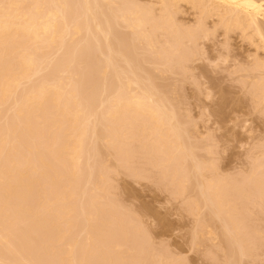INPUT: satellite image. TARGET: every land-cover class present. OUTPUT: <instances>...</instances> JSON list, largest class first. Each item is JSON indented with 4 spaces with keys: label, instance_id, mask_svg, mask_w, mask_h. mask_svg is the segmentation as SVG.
<instances>
[{
    "label": "bare ground",
    "instance_id": "obj_1",
    "mask_svg": "<svg viewBox=\"0 0 264 264\" xmlns=\"http://www.w3.org/2000/svg\"><path fill=\"white\" fill-rule=\"evenodd\" d=\"M183 3H184V5L187 4L190 6L189 10L193 9L192 13H194V15L197 14L196 15L197 18L195 20L196 22L194 23L193 21H191V23L192 22L194 23L193 25L192 24L190 25V23H188V24L184 23L186 21L181 22L182 18H178L180 13L186 11V9L189 8V6H188V8H187V6H184L186 8H185V10H183L182 9V8H184ZM194 10H195V12H194ZM182 15H181V17H182ZM117 27L125 28V29H128L130 31H129V33L125 32L124 33L125 36L123 35V31H121L122 34L120 35V34H118V30H116ZM218 31H222L221 34L224 35V37H225V41H226L225 46L227 49V52H226L227 54H223V55L221 54L220 57H216L219 61L220 60L221 61H227L230 56H231V58L235 57L234 59L236 61L237 60L236 58L239 57V55H238V57L236 55L234 57H232L231 54H235V53H234V50L231 48L232 46L228 45V43H229L228 41L229 40L231 41L234 38V36L235 37L237 36L238 39L240 38V39H242L243 42H246L247 45H245L244 49L246 47H247V49H246V51H243L244 54L246 52V57H245V55H243L245 57V59H243V60H245V61H242L243 63L241 62L242 64L240 67L237 65L235 66L234 64H232V65L235 67V69H236V67H238L239 68V69L237 68L238 71L244 73L243 76H240L238 74L239 77H243V78H240V80L245 79V81L246 80H247V82L249 81V87L250 88H247L248 89L247 91H251V89H252V91L254 93H256V96L258 97L260 103L263 104L264 103V0H0V264H44V262L41 261V258H40L41 255L39 256V254H38V256H39V258H38V257H36L35 254L32 253L33 252L32 249H34L33 248L34 245L32 246L31 242L28 245V243L26 242L28 240H25L24 238H22L24 235L21 234L20 231L18 230V228L20 226L18 227L19 223H17L20 221V220L18 221V217H20V216H23L25 218V220L28 219L27 220L28 222H30L29 220H31L30 223H33L34 228L43 229L45 231L44 234H46V231H48V229L49 230L51 229L50 230L51 234L46 235L45 239L41 238L42 240L44 239L42 242H40L41 240H39V242L41 244L37 243L40 246L39 247L40 250L41 249L42 250L43 249H46V250L55 249V247L57 245H58V247H60V244L64 241V238L66 235V229H62V227H63L62 224L63 223H65V225L70 224V226H71V223H68L69 222L68 218H70L69 214H70V212H72V211H70V205H69L70 198L73 196V192L71 190L72 189L71 184L74 181L78 182V180L76 181L75 178L78 177V175H79L78 173L81 171V165L83 163H85V164L87 163V162H83L85 160L84 157L87 156V158H89L88 157L89 151L87 152V155L85 154V156H84L85 147L86 146L90 147L88 145V143L85 145V141H86L87 137L90 136L89 134H91L92 139L95 137L96 140L99 141V143H102L103 145H106L107 147H109V146L115 147L116 146V150L122 149L121 148L122 145H120V143H123L125 146V145H127V143L125 141H128V140L135 141L136 139H137V141H139V139H142V138L145 139L146 138V140H148V142H146V147H147V145H148V147L145 148V150L148 149L147 150L148 152L154 151L155 154L159 155L160 161H162V162L163 161H167V162L169 161L171 166L180 164V165H182L181 167L185 169L186 166L183 167V165L186 163L189 164L190 166L188 165L189 166L188 168L191 167L190 170H192L191 176H193V177L195 176V178L199 182H201L200 181L201 178L205 177L204 171L210 170L209 171V173H210V172H212L211 169H213V168H214L213 171L217 170V169H215L216 166L214 165L213 159L211 160V157L210 158L204 157V158L210 159V160H205L204 158L202 159L201 156L199 157V155H197L200 153L194 152V150H197V148H199V150H200L199 144H197V142H200V141L196 140L197 141L196 143L191 141V139L194 136H193V134H191V132H190L191 130H188L190 127L187 129L188 122H185V120L184 121L181 120V116H183V115H181L177 109L178 108L177 103H179L177 101L178 97L177 98L174 97V95H176V93H177V89H175L176 87H174V88L171 87V88H169L168 92H165L164 90L161 89L162 85L160 87L158 85V83H156V82H157V78L161 79L162 75H164L165 73H168V72L169 73H171V72L172 73H179L178 70H182V74H183V76H185L186 73H184V72H186L185 71L186 68H189V67H187L188 66L187 63L189 62V64H190V62H191V64H193V63L199 61L200 56L202 57L203 55H206L207 51H206L205 46L207 47V45L212 44V43H210V44H208V43L212 42V36L214 37L215 32H218ZM119 33H120V30H119ZM82 34H84L85 36H83ZM232 35H234L233 38H232ZM77 36H79L80 39H77L78 38ZM162 38H163V40H162ZM74 39L75 40L77 39V41L78 40H81V41H78L77 43H75L76 41ZM230 45H231V43H230ZM248 46H251L254 49V50H251L252 52L254 51L253 53L249 52V54H247V51L250 50V48H251V47L249 48ZM222 47H221V50H222ZM83 50H86L87 53H85ZM88 50L90 51L89 53H88ZM57 51H59V52L61 51V54H59V52H58L59 56L56 54ZM81 51H83L86 55L83 52L80 53ZM218 52L220 54V51H218ZM147 53H149L152 56L149 60L148 59H139V56H141V55L145 56V58H148V57H146V55H143V54H147ZM210 53H212V52L210 51ZM239 53H242V52L239 51ZM78 54L80 57L78 56ZM82 54H84L83 55L84 57H82ZM149 54H148V56H149ZM54 55H57V56L54 57ZM208 56H211V55L208 54ZM208 56H207V58H208ZM243 56H241V58L239 57L238 59L242 60ZM211 58H212V56H211ZM203 59L204 58H202V60ZM213 59L214 58H212L211 60H213ZM52 61H54L55 63L53 64ZM216 61H213V62H216ZM230 61L232 63H235V61H233L231 59H230ZM145 62H147V63L149 62V63L154 64L156 66L155 70H153V71L145 70V69H147V68L144 69V67H143V63L145 64ZM226 63H229V62H226ZM50 64H53V65L51 66ZM237 64H238V62H237ZM85 65L90 66L87 68H91V69H89V71L88 70L85 71L86 70ZM49 66H51V67H49ZM191 66H195V65H191ZM195 67H199V66L196 65ZM50 68H52V69H50ZM82 68L85 70H82ZM174 69H176V70L174 71ZM201 69H202V67H201ZM235 69L233 70L234 72H235ZM45 70L49 71V72H47V73H49L48 77L44 76V75H46L44 73V72H46ZM189 70L190 69H188L187 72ZM207 70H206V72L209 71V70L208 71ZM41 72H43L42 74H44L43 75L44 78L39 80L40 79L39 77H41V75L39 73H41ZM192 72L193 71L191 70V73ZM204 72L205 71L202 70L201 73H204ZM37 74H39L40 76L38 75L39 76L38 77ZM182 74L179 73V75H182ZM187 74H189V73H187ZM33 76H35V77H33ZM183 76H180V77L182 78ZM191 76H192V74H191ZM32 77L35 80H36V78H38V80H36V82H33V84L30 80ZM164 77L165 76H163V78ZM177 77H179V76H177ZM185 77H188V76H185ZM185 77H183V79H185ZM92 78H94V79H92ZM33 79H32V81H33ZM88 79H91V81L88 82L89 84L85 85V82H87ZM166 79H167V77H166ZM27 81H30V85L26 84V86H28V87L22 89V85L24 86ZM92 81H94V82H92ZM163 81H164V79H163ZM178 81H180V80L178 79ZM242 81L245 82L244 80H242ZM90 82H91V84H90ZM160 84H162V83H160ZM211 85H212V83H211ZM243 85H246V83ZM247 85H248V83H247ZM108 87H109V89H108ZM243 87L245 88V86H243ZM106 89L109 92H107ZM163 89H164V87H163ZM106 92L108 93V97L106 96L107 95ZM249 93L251 94L252 92H249ZM104 94L106 97H104ZM96 95H98V97L101 96L100 97L101 103L99 102L100 98L96 97ZM252 95L254 97V94H251V96ZM92 96H95V97H92ZM89 97L98 98L99 100L97 101V103H100V107L101 106L102 107L100 108L99 105L97 104L99 108L97 107V105H96V107H93V109H94V110L92 109L93 113H90V116L86 117L87 115L86 116L84 115V109H85L84 104L86 101L92 100V98L89 99ZM102 97L105 98V100L103 99V101H102ZM95 101H94L93 106L95 105ZM90 103L92 104V102H90ZM87 104L85 106H87ZM183 104H184V102H183ZM257 105L258 104L255 105L256 108H258ZM83 107H84V109H83ZM97 109L101 110L100 114L102 113V115L105 118V119L103 118V120L104 121L106 120V122L108 123V124H105L106 125L105 127H107L106 132L102 128L104 131L103 134H100V132L96 131L97 127L99 126L98 120H96L95 122H93V124H90V125H89V123H92V122H88V121H94L95 118H93V116L98 114L97 112H99ZM258 109H261V108H258ZM183 111H186V110H183ZM186 114H189V113H186ZM185 118H182V119H185ZM91 119H93V120H91ZM101 123H103V121ZM190 123H191V120H190ZM99 130H100V126H99ZM128 142L130 143L129 145L133 144L130 141H128ZM141 142H140V144H141ZM144 143H145V141L142 142V146H144L143 145ZM200 144H201V142H200ZM210 144L206 145V146H208V147H206L207 156L209 155L208 153H211V150L213 149V148L211 149V147H213V146H210ZM129 145L126 147H129ZM134 145H137V144H134ZM99 147L101 148V146H99ZM126 149H128V148H126ZM129 149H130V147H129ZM92 150H94V149H91V151ZM128 150H125L123 153V155L125 154V160L127 163L130 161V159L132 157V156L131 157L129 156L130 150L129 151ZM97 151L98 150H96V152ZM136 151H134V152H136ZM213 151H214V149H213ZM100 153H102V152H100ZM143 153L146 154V152H143ZM153 154H151V155L153 156ZM94 155H96V153H94ZM131 155H133V154H131ZM139 155H137V157ZM152 156H150V157H152ZM92 157H94V156H92ZM107 157H109V155H107ZM140 157L142 158V156H140ZM155 158H156V156H155ZM96 159L98 160L99 158H96ZM152 159H154V158H152ZM138 160L140 161V159H138ZM86 161H88V159H86ZM105 161H106V159H105ZM103 163H102V165H103ZM106 163H107V161H106ZM85 164H84V166H85ZM90 164H93V163L91 162V163H89V165ZM89 165H87L88 168H89ZM106 165H108V164H106ZM161 165L162 164H160L159 166H161ZM180 165L178 166L179 169H180ZM168 166H170V165H168ZM256 166H257V164H256ZM145 167H146V164H145ZM88 168L86 167V168H84V170L88 169ZM98 168H99V166H98ZM173 168H175V166ZM178 168L176 167L172 171L173 175L178 173V171H179ZM165 169H169V168L167 167ZM184 169H182V171ZM257 169H260V168H257ZM257 169H255V170H257ZM102 170H100V174H101ZM116 170H115V172H116ZM190 170H189V173L191 172ZM255 170H254V172H255ZM260 170H263V169H260ZM89 171H90V169L88 170V173H89ZM170 171L166 172V175H168L167 173H171ZM182 171H181V173H182ZM143 172H144V170H143ZM184 172H185V170L183 171V174H184ZM97 173H99V172H97ZM107 173H108V171H107ZM107 173H105L103 175L101 174V176L99 175L100 176L99 179H101L103 182L108 181L112 176L110 177V175H106ZM134 173H135V171H134ZM217 173H218V171H217ZM217 173L216 172L213 173V174H215L216 177L207 176L210 179H205V181H206L205 186L206 187H204V188H202L204 183L202 184V182H201V184H199V182H197V185H199V187L201 186L200 187L201 189L199 191H200L202 197L204 196L203 198H206V199H204L205 204H203V206L201 208H203V207L208 208V205L211 204V207L209 208V210H210L213 206H215L218 210V214H220V215L222 214L223 216L227 215L229 218V221H226V219H225L226 223L224 222L225 223L224 226L229 228L227 230V232L229 233V231H230L231 233L232 232L236 233V232H238L239 220L237 221L236 216H235V212L238 211L239 206L241 205V202L243 201V198L247 194L249 195V192L246 194L245 189H243L242 187H234L236 193L240 189H241V193H238L239 196H236L237 198H235V197L231 198L230 195H233V194H229V191H227L228 188L231 189L230 188L231 185H229L230 182L228 183V181H226L227 179L224 180V177L223 178L221 176L218 177ZM255 173H257V172H255ZM82 174H83V172L80 174L81 178H82ZM108 174H110V173H108ZM186 174L188 175V173H186ZM206 174H207V172H206ZM213 174H211V175H213ZM258 174H261V173H258ZM93 175H94V173H93ZM151 175H153V174L151 173ZM170 175H171L170 177H172V174H170ZM182 175H181V178L179 177V179H178V183H179L178 189L183 190V192H184L187 181L191 180V178H190L191 176L189 177L190 179L189 178L182 179V177H183ZM261 175L263 176V174H261ZM96 176H98V175H96ZM115 176H117V175H115ZM161 176H162V174H161ZM184 176H185V174H184ZM262 176H260V177H262ZM83 177H84V175H83ZM90 177L88 179L91 182ZM253 177H254V175H253ZM78 178H80V177H78ZM93 178H94V176H93ZM112 178H111V180H112ZM263 178H264V176H263ZM64 179H65V182H63ZM82 179H81V181H82ZM115 179L116 178H114V180ZM42 180L44 181V183L47 186H49L47 188H52L51 190L49 189V191L53 192V196L51 198L50 197L45 198L46 196L40 197V195L36 193L37 195H39V198L35 197V199L37 198L38 201L36 203L34 202L35 205H31V204L29 205V203H30V201L28 203L29 197L34 196V193L39 189V186H41V188L43 187V185H40V184H42L41 182H43ZM85 180H87V179H85ZM96 180L97 179H94V181H96ZM230 180H231V178H230ZM257 181H259V180H257ZM84 182H83V184H84ZM90 182L88 184H90ZM111 182L114 183L113 181H111ZM166 182H168V181H166ZM85 183H87V181ZM106 183L108 184V182H106ZM93 184L94 183H92V187H93ZM160 184H161V182H160ZM73 185L77 186L75 184H73ZM232 185H233V183H232ZM260 185H261V183H260ZM79 186L80 185H78V187ZM86 186H87V184H86ZM102 186H100V187H102ZM108 186H110V184ZM257 186H259V185L257 184ZM114 187H116V186L114 185ZM187 187H188V185H187ZM199 187H197L196 189H199ZM251 187H252V185H251ZM41 188H40V190H44ZM83 188H82V190L85 193L87 190L85 189L86 191H84ZM194 188H195V186H194ZM252 188L255 189V187H252ZM80 189H81V187H80ZM92 189H91V191L93 192ZM234 189L232 190V193H233ZM97 190L99 191V188H97ZM102 190H103V188H102ZM105 190H106V188H105ZM171 191H173V190L171 189ZM42 192L44 193V191H42ZM47 192H48V189H47ZM111 192H112V190H111ZM38 193H40V192H38ZM74 193L76 194L75 191H74ZM82 193H81V195L83 197L84 193L83 194ZM178 193H181V192H178ZM195 193H196V191H195ZM191 194H193V193H190V196H191ZM257 195H258L257 197H259V198L260 197L264 198L263 187L259 188V193ZM78 196L79 195H76V197H78ZM247 196L245 198H247ZM190 198H192V196L189 197V195H188V199H190ZM196 198L197 197H195V199ZM263 198H261V199H263ZM95 199H97V198H95ZM195 199H194V203H193L195 206L194 209L200 208L199 207L200 199H197V200H195ZM249 199H250V197H249ZM11 200L13 202V203H11V205L12 204L13 205L12 206L10 205L11 208H9L7 206V204ZM73 200H74V197H73ZM118 200L120 202V199H118ZM186 200H187V198H186ZM82 201H83V199H81V202ZM85 201H86V199H85ZM191 201H192V199H191ZM192 202H191V204H192ZM246 202H248V201H246ZM77 203H79V202H77ZM110 203H112V202H110ZM188 203H190V202H188ZM253 203H254V201H253ZM257 203H259V202H257ZM32 204H33V202H32ZM244 204H246V206H247V203H244ZM260 204H261V202H260ZM92 206H94V205H92ZM103 206H104V204H103ZM118 207H120V206H118ZM128 207H127V209H128ZM191 207H193V206H191ZM253 207H255V206L253 205ZM77 209H78V207H77ZM91 209H93V208H91ZM105 209H107V208H105ZM204 209L205 208L200 209L201 212ZM254 209H256V208H254ZM55 210H57V212L59 211V213L56 212L58 215L55 212H53ZM88 210H90V209H88ZM95 210H96V208H95ZM197 210H199V209H197ZM82 211H84V210H82ZM119 211H121V210H119ZM205 211H207V210H205ZM210 211H208V212H210ZM51 212H53V214L55 213L56 217L48 220L46 218V214H49ZM74 212H75V210H74ZM78 212H80V211L78 210ZM89 212L90 211H88V213ZM86 213H84V214H86ZM114 213L115 212H113L112 214L115 215ZM257 213H258V211H257ZM210 214H211V212H210ZM218 214H216L218 216L216 218H218V220H219L220 217ZM237 214H238V212H237ZM247 214H249V213H247ZM50 215L51 214H49V217H50ZM86 215H88V214H86ZM98 215L99 214L96 215V213L91 212V213H89V216H88L89 218L87 217L89 219L88 222H90V224H92L91 227L89 225V227L91 228V232H90V234H88L89 239L92 238L91 237L92 234H94V236H95V233L97 232L96 233V235H97L100 231V229L98 230L99 227H97V226H100L99 225L100 223L97 224L99 221L96 223V220L98 219V218H96V216H98ZM116 216L118 217V215H116ZM212 216H210V217L212 218ZM52 217H53V215H52ZM249 217H250V215H249ZM71 218H72V216H71ZM110 218H111V216H110ZM250 218H248V219H250ZM252 218H253V215H252ZM99 219H101V218H99ZM207 219H205V220H207ZM223 219H221V220H223ZM72 220H73V218H72ZM121 220H123V219H121ZM221 220H220V222H221ZM100 221H102V220H100ZM114 221H116V218ZM118 221H119V219L117 220L116 223H118ZM199 221H200V217H199ZM199 221L196 220V222H199ZM210 221H211V219H210ZM202 222L203 221H201L200 223H197V224H201ZM246 222L244 221L243 223H246V226H247L248 221L246 220ZM121 223H119V225L118 224L117 225L120 227ZM204 223L207 224L208 221H205L202 223L203 225L206 226V224H204ZM211 223H212V221L210 222V226L212 225ZM72 224H73V222H72ZM218 224L220 225L219 222H218ZM144 225L145 224H143L141 226H144ZM208 225H209V223H208ZM70 226L68 225V227H70ZM210 226H208V227L211 228ZM243 226H244V224H243ZM256 226H258V225H256ZM29 227H31V226H29ZM250 227H252L251 224H250ZM90 228H88V229L90 230ZM121 228H123V227H121ZM252 228H254V227H252ZM20 229L22 230L21 227H20ZM67 229H69V228H67ZM83 229H84V227H83ZM96 229H97V231H96ZM107 229H108V227H107ZM124 229L120 230L119 233L121 231H123ZM137 229H139V228H137ZM225 229H227V228H225ZM199 230L197 232H200ZM205 230H208V229L205 228ZM205 230H202V232L205 233ZM239 230H240V228H239ZM245 230H247V229H245ZM32 231H34V229H32ZM83 231L85 232L86 230L84 229ZM258 231H259V229H258ZM24 232H25V230H24ZM128 232H131V231L128 230ZM195 232H196V230H195ZM202 232L199 233L200 234L199 236L204 237V235H202L203 234ZM247 232H249V231H247ZM250 232L252 233V231H250ZM48 233H50V232H48ZM119 233H117V234H119ZM121 234H122V232H121ZM213 234H214V232H213ZM252 234L254 235L255 232ZM192 235H194V234H192ZM196 235H198V234H196ZM236 235L238 236V234H236ZM195 236H193L192 238H194ZM199 236H197V237H199ZM237 236H235L236 239L241 237V236L240 237H237ZM208 237H210V235ZM77 238H78V236H77ZM115 238L117 239V237H115ZM125 238H126V236H125ZM247 238H248V236H247ZM252 238H254V237H252ZM17 239L19 240L18 243L15 241ZM22 239H24V240H22ZM86 239L88 240V237H86ZM100 239H98V240H100ZM106 239H105V242H106ZM148 239H150V238H148ZM33 240H35V238ZM87 240H86V242H87ZM132 240H130V241H132ZM194 240H196V239H194ZM228 240H230V239H228ZM256 240H258V239H256ZM24 241L26 242L25 244L28 245L27 248H26L27 245L24 246L25 245ZM100 241H102V240H100ZM36 242L37 241H35V243ZM66 242H68V241H66ZM77 242H78V240L76 241V243ZM123 242H125V241H123ZM218 242H220V241H218ZM76 243H75V245L77 246ZM83 243H84V240H83ZM244 243H246V242H244ZM252 243H255V242L252 241ZM116 244H118V243H116ZM194 244L195 243H193V245ZM237 244H239V243H237ZM258 244H259V242H258ZM66 245L71 246V243H70V245H68V244H66ZM113 245L114 244H112V247H115V245L114 246ZM119 245H121V244H119ZM132 245H134V244H132ZM141 245H142V243H141ZM76 246H74V243H73L72 247H76ZM136 246H137V243H136ZM148 246H150V245H148ZM64 247H65V245L60 248L61 250L59 252V255L57 256L58 258L56 260V262H57L56 264H75V263L78 264L77 263L78 261H79V264H89V262L86 263V261L90 258L91 252H93L90 250H93V249L89 248V250H87V248H85V246L81 247L80 249L82 250V253H83L81 260H77L75 263H73L71 261H74V259L72 258L73 254H75L74 249H71L72 247L71 248L68 247V249H66ZM78 247H79V245H78ZM86 247H89V246H86ZM90 247L93 248L92 244ZM120 247L116 246V248H120ZM130 248H132V247H130ZM256 248H258V247H256ZM28 249H30V251H32V252H30V251L28 252ZM80 249H79V252L81 253ZM123 249L124 248H122V250ZM150 249H151V247H150ZM240 249H242V248L240 247ZM243 249L240 251H243ZM118 250L119 249H117V251ZM145 250L146 249H144V251ZM98 251H100V250H98ZM44 252H46V251H44ZM105 252L107 253V251H105ZM253 252H252V254H253ZM94 253H95V249H94ZM167 253H168V251H167ZM250 253H251V251H250ZM255 253H258V252H255ZM236 254L240 255L241 253L237 252ZM123 255H122V257H123ZM75 256H76V254H75ZM96 256H97V254H96ZM146 256H147V254H146ZM158 256L160 257V255H158ZM79 257H81V256H79ZM71 258H72V260H71ZM123 258H125V257H123ZM128 258H130V257L128 256ZM249 258H250V256H249ZM53 259L54 258H52V260ZM76 259H77V257H76ZM160 259H161V257H160ZM167 259H169V258H167ZM236 259L238 260V258H236ZM120 260H121V257L119 258V261ZM128 260L125 262L129 263ZM154 260L156 261V259H154ZM229 260H231V259H229ZM232 260H234V259H232ZM155 261H153L154 264H156V263L157 264L158 263L163 264V263H161V261L160 262H155ZM158 261H159V259H158ZM173 261L171 260L172 264H173ZM51 262H54V261H51ZM51 262H49V263H51ZM121 262H122V260L120 261V263ZM138 262H139V260H138ZM177 262H178V258H177ZM120 263H118V264H120ZM237 263L239 264V262H237ZM149 264H151V262ZM166 264H167V260H166ZM180 264H183V262H181Z\"/></svg>",
    "mask_w": 264,
    "mask_h": 264
},
{
    "label": "rangeland",
    "instance_id": "obj_2",
    "mask_svg": "<svg viewBox=\"0 0 264 264\" xmlns=\"http://www.w3.org/2000/svg\"><path fill=\"white\" fill-rule=\"evenodd\" d=\"M184 6H187V8H188L189 5H187V4L184 5V3H183V7ZM185 8L186 7L182 8V9L185 10ZM189 9H190V6H189L188 9H186V11L180 13V15L178 16V18H182L181 19L182 21L180 20L181 22L186 21L184 23H186V24L190 23V25L191 24L193 25L196 22L195 20L197 18V16H196L197 14L194 15V13H192V10L193 9L192 10H189ZM194 12H195V10H194ZM181 15H182V17H181ZM191 21H193L194 23L193 22L191 23ZM116 30H118V34H120V35L122 34L121 31H123V35H124L125 32H128L129 33V31H130L128 29L120 28V27H117ZM119 30H120V33H119ZM221 32L222 31L215 32L214 37L212 36V42H209L208 43V44H210V43H212V44L207 45V47L205 46L207 53L209 55H211L212 58H214L213 60H211L212 59L211 56H208V54L206 53V55H203L202 57L200 56L199 61H197V62H195L193 64H191V62H190V64H189V62L187 63V65H188L187 67H189V68H186V70H185L186 72H184V73H186L185 76H188L189 78L183 76L182 70H178V72L181 73L182 75H179V73H172V72L169 73L168 72V73H165L164 75H162V77H161L162 80L160 78H157V82L156 81L155 82L158 83V85L160 87L162 85V88L161 89L164 90L165 92H168L169 91V88H171V87L172 88L176 87L175 89H177V93H176V95H174V97L175 98L178 97V100L177 101L179 103H177V106H178L177 109H178L179 113L181 115H183V116H181V120L182 121L185 120V122H188L187 129L190 127L188 130H191L190 132L194 136L191 139V141H193L194 143H196L197 141H200L201 142V144H200V142H197V144H199L200 150H199V148H197V150H194V152L200 153V154H197V155H199V157L201 156L202 159L204 157H207V158H210L211 157V160L213 159L214 165L216 166L215 169H217V170H214V171L216 173L218 171V173H217L218 177H220V176L222 178L224 177V180L227 179L226 181H228V183L230 182L229 185H231V187H230L231 189L228 188L227 191H229V194H233V195H230L231 198H234V197L237 198L236 196H239L238 193H241V189L236 193L234 187H242L243 189H245V193L246 194L249 192V195L248 194H247L248 196L246 195L247 198H245L246 197L245 196L243 198V201L241 202V205L239 206V209L241 211L238 209V211H237L238 214H237V212H235L236 219H237V221L239 220L238 232H236V233L232 232L231 233L229 231L230 234L227 232V230L229 228L226 227V226H224V225H225L226 221H229V218H228L227 215L226 216H223L221 214L222 215L221 216L220 214H218V210H217V208L215 206H213L210 209L211 210L210 211L209 208L211 207V204H209L208 205V208L207 207H203L205 209L202 210V212H201L200 209H203L201 207L203 206V204H205L204 199H206V198H203L204 196L202 197V195H201V193L199 191L201 189L200 188L201 186L199 187V185H197V182H199V181L195 178V176L194 177L191 176L192 175L191 174L192 173V170H190L191 167L188 168L190 166L189 164L186 163V164L183 165V167L186 166L185 169L182 168L181 167L182 165H180V164L172 165L171 166V164H170L169 161L168 162L167 161H163L165 163L164 164L162 161L159 160L160 159L159 158V155L155 154L154 151L153 152L152 151L151 152H148L147 151L148 149L145 150V148L148 147V145L146 147V142H148V140H146V138L145 139L144 138L139 139V141H137V139L135 141L128 140L131 143H133L131 145H129L130 143L128 141H125L127 143V145H125V146H124L123 143H120V145H122L121 146V148H122L121 150L122 151H121V150H116V146L115 147H112V146L107 147L106 145H103L102 143H99V141L96 140L95 137L92 139L91 134H89L90 136L88 135L89 137H87V139L85 141V145L88 143V145L90 147L86 146L85 147V153H84V156H85V154L87 155V152L89 151L88 152V154H89L88 157L89 158H87V156H85L84 157L85 160L83 162H87L86 163L87 165H89V163H91V162L93 164H90L89 165V168H88V166L85 163H83L81 165V171H80L81 173L83 172V174H82V178L83 179L81 178V175H80L81 173L79 172L78 174L80 176L78 175V177H80V178H78V177L75 178V180L76 181L78 180V182H75L74 181L71 184V188H72L71 190L73 192V196L70 198L69 205H70V211H72V212H70V214H69L70 218H68V220H69L68 223H71V226H70V224H68L70 227H68V225H65V223L62 224V226H63L62 229H66V235H65V238L66 239L64 238V241L60 244V247H58V245H57L55 247V249H51V250L50 249H48V250H46V249H43L42 250L41 249L40 250V248H39L40 247L39 244H41L40 242H42L45 239L46 235L51 234V231H50L51 229L50 230L48 229V231H46V234H44L45 231L43 229H41V228H34L33 223H30L31 220H29L30 222H28L27 221L28 219L25 220V218L23 216H20L19 215L20 217H18V221L19 220L20 221L17 222V223H19L18 224V227L20 226L22 228V230L20 229V227L19 228L17 227V228L20 231V233L24 235L22 238H24L25 240H28V241H26L28 243V245L30 244V242H31L32 246L34 245L33 246L34 249H32L33 252L30 251V249H28V252L29 251L32 252L38 258L41 255L40 258H41V261L44 262V264H56L57 263L56 260L58 258L57 256L59 255V252L61 250L60 248L63 247L64 245H65L64 248H66V249H68V247L71 248L72 245H73V243H74V246H76L75 243L78 240V242L76 243L77 246L71 248V249H74V253L76 254V256H75V254H73V257L72 258L74 259V261H71L73 263H75L77 260H81L83 253H82V250L80 248L83 247V246H85V248H87V250H89V248L90 249H93V250H90V251H93V252H91V256H90L91 259L89 258L86 261V263L89 262V264H95V263L96 264H105V263L106 264H118V263H120L121 260H122V262L120 264H126V263L127 264H136V263L137 264H146V263L149 264L150 262H151V264H154L153 263V261H155L154 259H156L155 262H160L161 261V263H163V264H166V260H167V264L168 263L169 264H172L171 260L172 261L173 260L175 261V262L173 261V264H176V263L177 264H180L181 262H183V264H226V263L228 264L229 262H230L229 264H235V263L238 264L237 262H239V264H264V198L263 197H260V198L257 197L258 196L257 194L259 193V188L263 187V190H264V185H263L264 184V182H263L264 181V178H263V176H264V171H263L264 170V157H263L264 156V103L263 104L260 103L258 97L256 96V93H254L252 91V89H251V91H247L248 90L247 88H250L249 87V81L247 82V80L245 81V79H242V80L245 81V82H243L242 80H240V78H243V77H239V75L240 76H243L244 73L238 71L239 68L236 67V69H235V67L232 65V64H234L235 66L237 65V66L240 67L241 64L243 63L242 61H245L243 59H245V57H246V52L244 54L243 51H246V49H247V47L244 49L245 45H247L246 42H243L242 39H240V38L238 39L237 36H236L237 37L236 38L234 36L235 34L232 35V38H233V36H234V38L231 41L230 40L228 41L229 42L228 45L229 46H232L231 48L234 50V53H235V54H231L232 57H234L235 55L238 57V55H239V57L241 58V56L245 55V57L244 56L242 57V60L241 59H238L239 58L238 57V58H236L237 60L235 61V59H234L235 57L234 58H231V56H230L229 58L231 60L235 61V63H232L229 58H228L227 61H221V60L219 61L216 58V57H220L221 54L222 55L223 54H227L226 53L227 52V49H226V46H225V44H226L225 43L226 42L225 41V37H224V35L221 34ZM82 35L85 36L84 34H82ZM77 37H78L77 39H80L79 36H77ZM77 39L76 40L74 39L76 41V42L74 41L75 43H77L78 41H81V40H78L77 41ZM162 40H163V38H162ZM230 43H231V45H230ZM221 47H222V50H221ZM248 47L250 48L251 46H248ZM251 50H254V49L251 47L250 50L247 51V54H249V52L250 53H253L254 52V51L252 52ZM83 51L85 53H87L86 50H83ZM83 51H81L80 53H82ZM210 51L212 53H210ZM218 51H220V54H219ZM239 51L242 52V53H239ZM58 52L59 51L56 52L57 55H58ZM89 52L90 51L88 50V53ZM59 54H61V51L59 52ZM79 54H78V56H79ZM84 54H82V57H84L83 56ZM148 54L149 53L143 54V55H146V57H148V58H145V56H142L141 55V56H139V59H148L149 60L152 56L149 54V56H150L149 57ZM57 55H54V57L57 56ZM207 56H208V58H207ZM202 58H204V59L202 60ZM213 61H216V62H213ZM226 62H229V63L231 62V63L229 64V63H226ZM237 62H238L239 65L237 64ZM52 63L54 64L55 62L52 61ZM148 63L147 62H145V64L143 63L144 69L147 68L145 70H148V71L155 70V67L156 66L154 64H152V63H149V64ZM53 64H50V65L52 66ZM191 65H195V66L197 65L200 68L199 67H195V66H191ZM51 66H49V67H51ZM87 67H90V66L87 65L86 66V70L83 69V68H82V70H85V71L88 70L89 71V69H91V68H87ZM201 67H202V69H201ZM233 68L235 69V72L236 73L233 71L234 70ZM50 69H52V68H50ZM188 69H190V70L187 72ZM205 69L206 70L208 69L209 71L207 70L208 72H206ZM175 70L176 69H174V71ZM191 70L193 71L192 73H191ZM202 70L205 71L204 72L205 74L204 73H201ZM49 71H46V72L43 71L46 75L42 74L43 72L39 73L41 75V77H39L40 75L37 74V76L39 75L38 76L40 78L39 80H41L42 78H44V76L45 77H48V74L49 73H47V72H49ZM187 73H189V74H187ZM191 74H192V76H191ZM163 76H165V77L163 78ZM177 76H179V77L180 76H183V77H185V79H183V77L182 78L180 77L181 78L180 79ZM33 77H35V76H33ZM33 77L30 79L31 82H32V84H33V82H36V80H38V78H36V80H35V79H33ZM166 77H167V79H166ZM32 79H33V81H32ZM92 79H94V78H92ZM163 79H164V81H163ZM178 79L180 81H178ZM89 81H91V79H88V81L85 82V85L86 84H89L88 83ZM92 82H94V81H92ZM160 83H162V84H160ZM211 83H212V85H211ZM245 83H246V85H243ZM247 83H248V85H247ZM26 84L27 85L28 84L30 85V81H27L24 86L22 85V89L28 87V86H26ZM90 84H91V82H90ZM243 86H245V88ZM163 87H164V89H163ZM108 89H109V87H108ZM106 91H107V89H106ZM107 92H109V91H107ZM249 92H252L251 94H254V97H253V95L251 96V94ZM105 94H104V97H106V96L108 97V93H107L106 96H105ZM92 97H95V96H92ZM92 97H89V99H91ZM96 97H98V95H96ZM100 97L101 96H99L98 98H100ZM98 98H92L91 101L88 100L89 102L88 101L85 102V104H84L85 109H84V107H83V109H84V115L85 116L87 115L86 117L90 116V113H93L92 109H93V107H96L97 104L100 107L101 98H100V100ZM103 99L105 100V98L102 97V101H103ZM98 100H99L100 103H97ZM94 101H95V105L93 106ZM90 102H92V104ZM183 102H184V104H183ZM86 104H87L88 107L85 106ZM256 104H258L257 107L258 108H261V109L256 108L255 107ZM98 105H97V107H98ZM183 110H186V111H183ZM98 111H99V112H97L98 114H96V115L93 116V118H95L94 121H88V122H92V123H89V125H90V124H93V122H95L96 120H98L99 121L100 130H99V126H98L97 129H96V131L100 132V134H103V132H104L103 129L105 130V132L107 130V127H105L106 126L105 124H108V123L106 122V120L105 121L103 120L104 116L102 115V113L100 114L101 110H98ZM186 113H189V114H186ZM182 118H185V119H182ZM91 120H93V119H91ZM190 120H191V123H190ZM102 121H103V123L104 122L105 123L104 124L101 123ZM141 141L142 142L145 141V143L143 144L145 147L142 146V142ZM140 142H141V144H140ZM134 144H137V145H134ZM208 144H210V146H213V147H211V149L212 148L214 149V151L212 149L211 150V153H208L210 156L209 155L207 156V151H206V147H208L206 145H208ZM128 145H129L130 149H129V147H126ZM99 146H101V148ZM90 148L91 149H94L95 151L92 150L93 151L92 152ZM126 148H128L130 151L128 149H126ZM96 150H98L97 151L98 153L96 152ZM125 150H128L129 151V153H130L129 156L130 157L132 156L131 159H130V161L128 163L125 160V154L123 155V153H124ZM134 151H136V152H134ZM142 151L143 152H146V154H144ZM100 152H102L103 154L100 153ZM94 153H96V155H94ZM131 154H133L134 156L131 155ZM151 154H153L154 157ZM107 155H109V157H107ZM137 155H139V156L137 157ZM92 156H94V157H92ZM140 156H142V158ZM150 156H152V157H150ZM155 156H156V158H155ZM96 158H99V159L97 160ZM152 158H154V159H152ZM207 158H204V159L205 160H210V159H207ZM86 159H88V161H86ZM105 159H106L107 163H106ZM138 159H140V161ZM101 162L102 163L104 162L103 165H102ZM105 163L108 164V165H106ZM159 163L162 164V165L159 166L160 165ZM84 164H85V166H84ZM145 164H146V167H145ZM256 164H257V166H256ZM168 165H170L171 167L168 166ZM179 165H180V169L178 168ZM98 166H99V168H98ZM105 166L106 167L108 166V167L106 168ZM166 166L169 169H165V168H167ZM174 166H175V168L177 167L179 169V171L176 169L178 171V173H176L175 175H173V173H172V171L175 169V168H173ZM83 167L84 168L87 167L88 169H85L84 170ZM91 168L93 170L95 169L94 170L95 172ZM181 168L185 170V172H184L185 176L183 174V171L184 170L182 171ZM254 168L255 169L260 168V169H263V170H260V169L255 170ZM89 169H90V171L88 173V170ZM213 169H211L212 172H210V173H209L210 170L209 171L208 170L204 171L205 172V177H203V178L200 179V181L202 182V184L204 183L203 186H202V188L206 187L205 186L206 185L205 184V182H206L205 179H210L207 176H209V177H211V176L212 177L213 176L216 177L215 174H213V173H215L213 171ZM100 170H102L101 171V174L102 175L105 174V173H107V171H108V173H110V174L107 173L106 175H110V177L112 176L113 177V178L111 177L112 180L110 178L108 181H104L103 182L101 179H99L100 176H101ZM115 170H116V172H115ZM143 170H144V172H143ZM189 170L191 171L190 173H189ZM254 170L257 173H255ZM134 171H135V173H134ZM169 171L171 173H167L168 175H166V172H169ZM181 171H182V173H181ZM97 172H99V173H97ZM206 172H207V174H206ZM93 173H94V175H93ZM151 173L153 175H151ZM160 173L162 174L163 177L161 176ZM186 173H188V175ZM258 173L263 174V176L261 174H258ZM170 174H172V177H170L171 176ZM211 174H213V175H211ZM83 175H84V177H83ZM96 175H98V176H96ZM115 175H117V176H115ZM181 175L183 176L182 179L189 178L191 176L190 177L191 180H188L187 181V184L185 183L186 184V186H185V189L186 190L184 189V192H183V190H179L178 189L179 188V186H178L179 185L178 179H179V177L181 178ZM253 175H254V177H253ZM93 176H94V178H93ZM260 176H262V177H260ZM89 177H90L91 182L88 179ZM114 178H116V179L114 180ZM230 178H231V180H230ZM81 179H82V181H81ZM85 179H87V180H85ZM94 179H97V180L94 181ZM257 180H259V181H257ZM84 181L85 182L87 181V183H85ZM111 181H113L114 183H112ZM166 181H168V182H166ZM63 182H65V179L63 180ZM83 182H84V184H83ZM89 182H90V184H88ZM106 182H108V184ZM160 182H161V184H160ZM201 182H199V184H201ZM41 183L42 184H40V185H43V187L41 188V186H39V189H38L39 191L37 190L34 193V196L29 197V199H28V203L30 201L29 205L30 204L31 205H35V203L38 201L37 198L35 199V197H38L39 198V195H40V197H45L46 196L45 198H49V197L51 198L53 196V192L52 191L51 192L49 191V189L51 190L52 188H47L49 186H47L44 183V181L41 182ZM92 183H94L93 184V187H92ZM232 183H233V185H232ZM260 183H261V185H260ZM73 184H75L77 186H74ZM86 184H87V186H86ZM109 184H110V186H108ZM257 184L259 186H257ZM78 185H80V186L78 187ZM99 185L100 186L103 185L104 187L103 186L100 187ZM114 185L116 187H114ZM187 185H188V187H187ZM251 185H252V187H255V189L252 188ZM194 186H195V188H194ZM80 187H81V189H80ZM197 187H199V189H196ZM40 188L41 189H44V190H40ZM82 188L84 189V191H86V190L87 191L84 193L83 190H82ZM97 188H99V191L97 190ZM102 188H103V190H102ZM105 188H106V190H105ZM47 189H48V192L50 194L47 192ZM91 189L93 190V192L91 191ZM171 189L173 191H171ZM233 189H234V191L232 193V190ZM111 190H112L113 193L111 192ZM42 191H44V193ZM74 191L76 192V194L74 193ZM195 191H196V193H195ZM38 192H40V193L42 192L44 195L42 193L40 194ZM82 192L85 195V196L83 195V197L81 195ZM178 192H181L182 194L181 193H178ZM189 192L190 193H193V194H191L192 198H190V199H188V195H189V197H191ZM36 193L39 194V195H37ZM76 195H79L80 197L79 196L76 197ZM194 196L197 197V198L195 199ZM73 197H74V200H73ZM249 197H250V199H249ZM95 198H97V199H95ZM186 198H187V200H186ZM261 198H263V199H261ZM81 199H83L82 202H81ZM85 199H86V201H85ZM118 199H120V202H119ZM191 199H192L193 202L191 201ZM194 199L195 200L200 199V203H199L200 204L199 205L200 208H197L196 207L199 210L194 209V207H195L194 204H193L194 203ZM12 200L9 201V203L7 204V206L9 208H11L10 205H11V203H13ZM252 200L254 201V203H253ZM246 201H248V202H246ZM32 202H33V204H32ZM77 202H79V203H77ZM110 202H112V203H110ZM188 202H190V203H188ZM191 202H192V204H191ZM257 202H259V203H257ZM260 202H261V204H260ZM244 203H247V206ZM103 204H104V206H103ZM189 204L191 206H193V207H191ZM92 205H94V206H92ZM253 205L255 207H253ZM118 206H120V207H118ZM77 207H78V209H77ZM127 207H128V209H127ZM91 208H93V209H91ZM95 208H96V210H95ZM105 208H107V209H105ZM254 208H256V209H254ZM88 209H90V210H88ZM74 210H75V212H74ZM78 210L80 212H78ZM82 210H84L85 212L82 211ZM119 210H121V211H119ZM205 210H207V211H205ZM88 211H90L89 213H91V212L96 213V215L99 214L98 216H96V218H98L96 220V223L99 221L97 224L100 223L99 224L100 226H97V227H99L98 230L100 229V231H99V233L97 235H96V233H97L96 232L95 233V236H94V234L91 235V237L93 239L91 237H90L91 239H89V235H88L91 232V228L90 227L92 225V224H90V222H88L89 221V219H88L89 218L88 217L89 216ZM208 211H210L211 214ZM257 211H258V213H257ZM53 212L56 213L57 210H55ZM53 212L49 213V214H51L50 217H49V214H46V218L48 220L49 219H53V218L56 217L55 213L53 214ZM113 212H115L114 213L115 215L112 214ZM214 212L216 214H218L220 218L222 217L221 219H223V218L224 219L221 220L219 218V220H218V218H216L218 216ZM57 213H59V211ZM84 213H86L88 215H86ZM247 213H249V214H247ZM52 215H53V217H52ZM116 215H118V217L119 216L120 217L118 218ZM249 215H250L251 218L249 217ZM252 215H253V218H252ZM71 216H72L73 220H72ZM110 216H111V218H110ZM208 216L209 217L212 216V218L211 217L209 218ZM199 217H200V221H199ZM247 217L250 218L252 221L250 219H248ZM99 218H101V219H99ZM115 218H116V221H114ZM118 219H119L120 222L118 221V223H116ZM121 219H123V220H121ZM205 219H207V220H205ZM210 219L212 221V223H211L212 225L211 226H210V222H211ZM225 219H226V221H225ZM100 220H102V221H100ZM196 220L199 221V222H196ZM220 220H221V222H220ZM246 220L248 221L247 226H246V223H247ZM201 221H203V222L208 221L209 225H208V223L207 224L204 223V224H206V226H205V225L202 224L203 222L201 223L202 225L201 224H197V223H200ZM244 221L246 223H243ZM72 222H73V224H72ZM218 222L220 223V225L218 224ZM119 223H121L120 224V227L118 226ZM143 224H145V225L144 226H141ZM243 224H244V226H243ZM250 224L254 228L250 227ZM89 225H90V227H89ZM256 225H258V226H256ZM29 226H31V227H29ZM208 226H210L211 228H209ZM66 227L69 228V229H67ZM83 227L86 230L85 232L83 231L84 230ZM107 227H108V229H107ZM121 227H123V228H121ZM204 227L206 229H208V230H205ZM88 228H90V230ZM137 228H139V229H137ZM225 228H227V229H225ZM239 228H240V230H239ZM32 229H34V231H32ZM122 229H124V230L121 231L122 232V234H121V232L119 233V231L122 230ZM127 229L130 230L131 232H128ZM201 229L202 230H205V233L207 235L205 233H203ZM245 229H247V230H245ZM258 229H259L260 232L258 231ZM24 230H25V232H24ZM195 230H196V232H195ZM198 230L200 232H197ZM96 231H97V229H96ZM208 231L210 233L212 232L211 233L212 235ZM247 231H249V232L252 231V233L255 232V234H254L255 236L251 232L249 233ZM48 232H50V233H48ZM201 232L203 233L202 235H204V237L203 236H199L200 235L199 233H201ZM213 232H214V234H213ZM117 233H119V234H117ZM192 234H194V235H192ZM196 234H198V235H196ZM208 234L210 235V237H208L209 236ZM236 234H238V236ZM77 236H78V238H77ZM125 236H126V238H125ZM193 236H195V237L192 238ZM197 236H199V237H197ZM235 236H237V237H240L241 236L240 238H237L239 241L236 239ZM247 236H248L249 239L250 238L251 239L249 240L247 238ZM86 237H88V240L90 242L86 239ZM115 237H117V239ZM252 237H254V238H252ZM34 238H35V240H33ZM41 238H44V239L42 240ZM148 238H150V239H148ZM24 239H22V240H24ZM98 239H100L102 241H100ZM105 239H106V242L107 243L105 242ZM194 239H196V240H194ZM228 239H230V240H228ZM256 239H258V240H256ZM39 240H41V241L39 242ZM83 240H84V243H83ZM86 240H87V242H86ZM130 240H132V241H130ZM251 240L253 242H255V243H252ZM15 241L18 243L19 240L17 239ZM35 241H37V242L35 243ZM66 241H68L69 243L66 242ZM123 241H125V242H123ZM218 241H220V242H218ZM243 241L246 242V243H244ZM26 242L24 241V244ZM115 242L118 243V244H116ZM258 242H259V244H258ZM37 243H39V244H37ZM70 243H71V246H67L66 245V244L70 245ZM90 243L92 244V247L93 248L90 247L91 246ZM136 243H137V246L138 247L136 246ZM141 243H142V245H141ZM193 243H195V244L193 245ZM237 243H239V244H237ZM112 244H114L115 247H112ZM119 244H121L122 246L119 245ZM132 244H134V245H132ZM26 245L27 244H25L24 246H26ZM28 245L26 246V248L28 247ZM78 245H79V247H78ZM148 245H150V246H148ZM86 246H89V247H86ZM116 246H118V247L121 246L120 247L121 249L120 248H116ZM239 246L242 249L244 248L243 251H240L242 249H240ZM130 247H132V248H130ZM150 247H151V249H150ZM256 247H258V248H256ZM122 248H124V249L122 250ZM79 249L81 250V253L79 252ZM94 249H95V253H94ZM117 249H119L120 251L119 250L117 251ZM144 249H146V250L144 251ZM98 250H100V251H98ZM44 251H46V252H44ZM105 251H107V253ZM167 251H168V253H167ZM250 251H251V253H250ZM237 252L238 253H241V254L240 255L239 254H236ZM252 252H253V254H252ZM255 252H258V253H255ZM38 254H39V256H38ZM96 254H97V256H96ZM146 254H147V256H146ZM122 255L125 258H123ZM158 255H160L161 259H160V257ZM79 256H81V257H79ZM128 256L131 259L128 258ZM249 256H250V258H249ZM76 257H77V259H76ZM120 257H121V260L119 261V258ZM176 257L178 258V262H177V258ZM52 258H54V259L52 260ZM72 258H71V260H72ZM157 258L159 259V261H158ZM167 258H169V259H167ZM236 258H238V260ZM229 259H231V260H229ZM232 259H234V260H232ZM127 260L129 261V263L128 262H125ZM138 260H139V262H138ZM51 261H54V262H51ZM49 262H51V263H49ZM77 263L79 264V261ZM158 264H160V263H158Z\"/></svg>",
    "mask_w": 264,
    "mask_h": 264
}]
</instances>
